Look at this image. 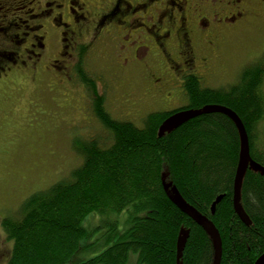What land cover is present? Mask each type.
Listing matches in <instances>:
<instances>
[{
  "label": "trees",
  "instance_id": "obj_1",
  "mask_svg": "<svg viewBox=\"0 0 264 264\" xmlns=\"http://www.w3.org/2000/svg\"><path fill=\"white\" fill-rule=\"evenodd\" d=\"M79 73L92 89L94 81ZM238 82L217 90L189 78L187 104L176 111L149 114L143 127L114 120L105 100L96 98L94 113L112 135L113 145L104 149L95 140L76 139L82 166L70 178L31 194L18 217L2 220L3 232L13 244L6 264H72L77 256L99 248L98 243L84 245L88 216L124 213L129 229L120 232L117 223H106L109 232L99 243L109 247L79 264H129L132 253L138 264H215L211 228L195 222L168 194L164 167L184 205L215 227L223 246L221 264H255L264 253V178L251 170L244 178L241 203L251 223L246 225L233 202L240 152L236 125L227 116L212 113L158 138L159 127L174 114L225 106L239 115L250 137L251 157L264 167L258 130L264 122V55L243 69ZM219 196L224 198L213 215ZM183 231L190 237L178 259Z\"/></svg>",
  "mask_w": 264,
  "mask_h": 264
},
{
  "label": "rangeland",
  "instance_id": "obj_2",
  "mask_svg": "<svg viewBox=\"0 0 264 264\" xmlns=\"http://www.w3.org/2000/svg\"><path fill=\"white\" fill-rule=\"evenodd\" d=\"M81 1L87 4L86 10L90 7L92 12L88 20L91 31L83 35L80 25L77 26L65 13L69 8L68 2L60 0H44L40 8L34 5L33 13L51 9L49 15L31 18L33 15L28 7L12 17H4L6 13L0 15V25L5 22L0 26V264L10 260L13 249L12 242L3 232L2 220L18 217L21 205L31 194L70 178L73 170L82 166L84 158L77 151L76 143L95 140L104 149L113 145L112 135L94 115L96 98L105 100V108L114 120L128 121L138 127L144 126L149 114L168 111V108L145 97L146 91L155 87L153 79L148 77V66L156 69L163 64L155 48L154 33L137 45L135 57L127 52L130 48L120 43L119 39L123 38L118 37L116 25L111 28L102 26L100 30L93 31L100 21L106 20L100 18V10L116 0ZM60 5L62 7L58 8ZM259 15L224 38L216 63L220 74L207 81V88L228 90L239 83L244 68L258 62L264 55V12ZM61 23L72 24L67 37L59 35ZM35 26L39 28L29 34V29ZM76 27L75 35L70 34ZM24 33L29 35L25 37ZM13 35L19 38L11 44ZM35 35L45 37L46 47L40 53L42 66L39 64L45 71L37 76L20 63L15 64L18 55H12L19 52L23 56ZM23 40L24 44L18 45ZM73 42L81 43L79 51L71 44ZM64 45L69 46L68 50L63 49ZM80 70L94 81L92 89L87 86V91L82 87L84 81ZM154 71L151 74L156 80L161 74L157 69ZM169 98L165 93L157 100L166 99L167 103ZM258 130L259 143L264 149V122ZM163 175L168 194L184 206L166 167ZM126 214L108 218L88 216L84 227L89 231V237L84 245L98 243L99 248L96 252L88 251L77 256L72 264L96 257L109 247L99 243L109 232L110 227L105 226L106 223H117L120 232L127 231L130 221ZM95 227L99 229L96 231ZM129 264H138L136 254H130Z\"/></svg>",
  "mask_w": 264,
  "mask_h": 264
},
{
  "label": "flooded vegetation",
  "instance_id": "obj_3",
  "mask_svg": "<svg viewBox=\"0 0 264 264\" xmlns=\"http://www.w3.org/2000/svg\"><path fill=\"white\" fill-rule=\"evenodd\" d=\"M43 1L0 0V15L6 13L4 17L8 18L9 15L12 17L27 7L30 9L29 13L33 15L31 18L49 15L51 9L41 10L40 14L33 13L34 5L40 8ZM60 1L62 3L68 2L69 8L65 13L72 17V21L77 26L80 25L81 34L89 33L91 30L88 20L92 14L90 7L86 10L87 4L81 0ZM46 6L49 8V5ZM61 7V5L58 6V8ZM100 11L102 12L100 18L104 17L106 20L100 21L93 31L100 30L102 26L108 25L111 28L116 25L118 37L122 36L123 38L122 40L119 39L120 43L125 44V48H130L127 52L133 53L135 57L139 47L137 45L154 33L153 36L157 42L155 48L162 58L163 64L156 67L157 72L161 74L156 80L154 79L155 76L151 74V72H155V67L148 66V77L153 79L155 87L151 90L148 89L145 97L150 98L157 105L160 104V106L168 108L167 112H169L179 110L187 104L186 83L189 78H194L198 84L207 88V81L220 74L216 63L224 38L250 18L259 17V14L264 12V0H116L115 3H111ZM60 20L63 18L60 17ZM52 22H55V19L52 18ZM4 23L2 22L0 26L2 27ZM60 26L62 29L59 35L67 37L72 24L61 23ZM36 28L39 27L35 26L34 29L31 27L29 34L35 32ZM75 29L76 31H74ZM75 29L70 34L75 35L77 27ZM29 34L24 33L23 36L27 37ZM15 38L19 37L13 35L9 43L15 42ZM24 40L18 45L24 44ZM31 41L29 49H19V51L24 50L23 56L19 55V52L12 55L15 57L18 55L17 60L14 58L15 64L20 63L27 70H32L33 75L37 76L45 71L43 67H39L40 63L42 66L40 53L46 48L45 37L35 35L32 36ZM71 44L75 46L76 51L81 48L80 42ZM68 48L69 46L65 45L63 47L64 50H68ZM58 70L60 69L58 68ZM166 79L168 83H166ZM82 83V87L87 89V84ZM165 93L170 97L168 102L166 103V99L163 100L165 102H159L157 98ZM85 107L83 108L85 109ZM169 107L172 110H169ZM84 109L81 111H85Z\"/></svg>",
  "mask_w": 264,
  "mask_h": 264
},
{
  "label": "water",
  "instance_id": "obj_4",
  "mask_svg": "<svg viewBox=\"0 0 264 264\" xmlns=\"http://www.w3.org/2000/svg\"><path fill=\"white\" fill-rule=\"evenodd\" d=\"M214 114H221L227 116L234 125H236L239 136H240V152H239V163L237 165V172L235 176V182H234V196H233V202H234V211L238 215V217L245 223L246 225L250 226L249 218L244 212L242 208V201H241V195H242V186L244 182V178L249 170L255 172L256 174H260L261 177L264 178V167H262L259 163L257 164L253 158L251 157V146H250V137L248 136L247 129L245 125L243 124L242 120L240 119L239 115L233 112L230 108L225 106H219V105H212V106H206L204 108H201V110H191V111H181L180 113L174 114L170 116L168 120H166L160 127L158 132V138L163 137L166 134H170L180 125L191 121L192 119H196L199 117H202V115H212ZM224 196H219L216 201L214 202L212 206L211 212L213 215L216 213V207L218 204L221 203ZM183 210L186 212L187 215H189L195 222H197L199 225H201L203 228L210 227L211 231L210 234L212 235L214 239V243L216 246V260L215 264H221L222 262V254H223V246H222V240L220 239L219 235H217V232L215 230V227L213 224H211L209 221H203L200 219V217L197 214H194L188 207L185 205L182 207ZM189 231H183L177 244L178 248V259L180 258L183 249L186 246V243L189 239ZM255 264H264V253L262 256L255 262Z\"/></svg>",
  "mask_w": 264,
  "mask_h": 264
}]
</instances>
